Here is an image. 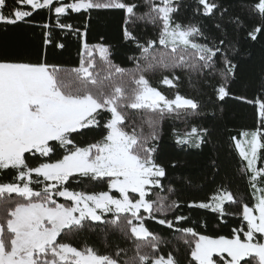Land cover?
Instances as JSON below:
<instances>
[{
	"label": "snow or ice",
	"instance_id": "1",
	"mask_svg": "<svg viewBox=\"0 0 264 264\" xmlns=\"http://www.w3.org/2000/svg\"><path fill=\"white\" fill-rule=\"evenodd\" d=\"M42 10L37 58L0 52V264H264V63L242 79L238 60L241 40L264 43V0H0V26L33 25ZM93 13L119 14L132 67L103 37L87 42ZM69 35L82 42L78 66L49 62ZM229 102L252 108V128L232 137L251 193L222 179L210 197L181 199L170 176L180 161L160 157L161 122L184 120L176 145L201 149L211 129L193 118L219 120ZM208 167L220 175L218 160ZM185 207L239 220L230 236L202 234L209 222ZM90 232L113 250L99 254ZM115 233L131 248L109 243Z\"/></svg>",
	"mask_w": 264,
	"mask_h": 264
},
{
	"label": "trees",
	"instance_id": "2",
	"mask_svg": "<svg viewBox=\"0 0 264 264\" xmlns=\"http://www.w3.org/2000/svg\"><path fill=\"white\" fill-rule=\"evenodd\" d=\"M190 11L185 13V16H190ZM49 17L46 11H40L38 15H34V24L24 26L23 28L9 27L4 30L0 26V52L7 54L23 53L35 60L41 51L40 35L41 29L36 25L45 22V18ZM85 17H80L78 14H72L68 22L75 27H80L85 22ZM49 23H54V19L49 18ZM122 21L119 14H105L97 16L92 14L91 23L87 32V42L95 44L101 42L100 38H104V42L111 44L114 48L113 60L121 64L123 67H132V64L127 61L126 57L133 53L128 47L122 46L120 39ZM59 32V29H57ZM66 43V48L63 50L56 49L54 52L49 47L48 60L55 62L62 67L71 68L79 64V52L82 48V42L73 35L62 37ZM240 55L238 57L240 63V75L242 79L251 77L257 72L262 63H264V43L241 40ZM182 93L188 95H196L197 93L185 84L181 88ZM204 123L211 129L210 143L203 146L201 149L185 148L181 150L175 143V132L186 130L187 125L182 119L166 118L161 122V141H160V157L165 161L179 160L180 166L170 171L172 186L179 190L180 198L190 200L191 198L204 199L213 194V190L223 179L230 183L231 188L240 194H250L251 188L248 186V178L241 171L243 162L235 148V141L232 137L239 139L240 133L250 130L253 126L252 108L251 106L236 105L229 102L224 116L216 121H211L206 118H193ZM191 123V122H190ZM99 138L98 133L93 134ZM89 140L92 139L90 135ZM216 159L220 162L221 172L219 176L213 177L209 171V162ZM258 166H264L258 163ZM186 178L192 180V185L186 183ZM215 179L216 183H213ZM87 181L85 180V184ZM77 191L83 186L76 187ZM87 191L100 192L106 191L103 184L88 185ZM166 194V193H164ZM176 198V197H173ZM62 201V198H60ZM184 214L190 216L194 222H199L201 225L205 220L209 222L207 229L198 228L202 234L208 235H226L230 236L231 229L236 226L239 220L238 216L228 218L227 225L217 224L214 217L215 214L204 209L192 210L183 209ZM149 226L152 230L161 232L162 226H159L154 221H149ZM193 226V225H189ZM162 234H167L166 230ZM87 241L94 246L99 254H108L113 249L106 245L105 238L102 234L88 233ZM116 241L121 247L131 248V244L123 241L119 233L110 234L108 242ZM83 246L82 241H74V246ZM132 253L129 252V255Z\"/></svg>",
	"mask_w": 264,
	"mask_h": 264
},
{
	"label": "rangeland",
	"instance_id": "3",
	"mask_svg": "<svg viewBox=\"0 0 264 264\" xmlns=\"http://www.w3.org/2000/svg\"><path fill=\"white\" fill-rule=\"evenodd\" d=\"M239 139H242V137H240Z\"/></svg>",
	"mask_w": 264,
	"mask_h": 264
}]
</instances>
